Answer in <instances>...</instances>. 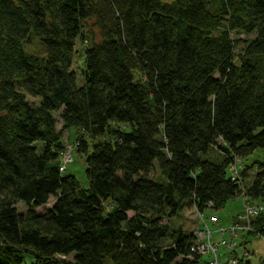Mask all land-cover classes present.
I'll return each mask as SVG.
<instances>
[{
    "label": "trees",
    "instance_id": "1",
    "mask_svg": "<svg viewBox=\"0 0 264 264\" xmlns=\"http://www.w3.org/2000/svg\"><path fill=\"white\" fill-rule=\"evenodd\" d=\"M71 128L88 189L62 170ZM258 151L264 0H0V264H203L163 221L264 203V159L231 174Z\"/></svg>",
    "mask_w": 264,
    "mask_h": 264
},
{
    "label": "rangeland",
    "instance_id": "2",
    "mask_svg": "<svg viewBox=\"0 0 264 264\" xmlns=\"http://www.w3.org/2000/svg\"><path fill=\"white\" fill-rule=\"evenodd\" d=\"M92 28L98 36V29L92 27V22L88 23L87 29ZM37 40V39H36ZM34 41V50L43 53L42 46ZM87 46L86 40H80L76 47V54L73 63V71L77 76V86L82 87L85 83L84 69H85V53L84 48ZM58 119V130L62 128V121L60 114H55ZM84 132L78 128H71L63 133V141L66 145V153L63 156L62 166L67 167V171L64 175L75 176L82 189H88L90 184L86 173V156L79 152L76 148V141L83 135ZM85 138L89 144H92L90 138L85 135ZM38 145H42L39 143ZM92 150V148H91ZM72 154V156H71ZM264 159L263 151H258L255 155L243 159L242 165L238 162L235 168L241 171L244 165L254 166L256 162H262ZM246 167V166H245ZM234 168V169H235ZM234 169L231 174L237 179ZM229 175L230 172L228 171ZM256 167L249 170V180H253L256 175ZM161 175L158 161L154 163V170L151 174L152 177L158 180ZM160 182L164 180L159 179ZM55 199L51 198L48 206L38 209V211H46L53 206ZM251 202L245 197L240 196L234 200H231L227 206L220 211L207 210L204 214H200L196 208H187L177 216L168 219H164V224H170L172 228H183L185 232H197L205 237L203 246H206V250L210 246V253L205 256L206 260L211 264H229V260L236 257L235 250L246 251L248 254V260L252 264H261L264 261V235L258 234L257 236H250L249 231L244 230L246 222L243 217H248L249 212L247 207ZM257 206H264V203L256 204ZM252 206V205H251ZM19 211L26 212L27 206L24 203H20L17 206ZM254 231V229L250 230ZM253 233V232H252ZM236 242L234 248L232 243ZM244 243H246L244 245ZM244 245V246H243ZM202 246V247H203ZM204 250V251H206ZM250 252V253H249ZM204 253V254H206ZM246 253H242L244 257ZM242 256V257H243ZM74 258V257H71ZM237 258V257H236ZM34 260L31 257H26V262L30 263Z\"/></svg>",
    "mask_w": 264,
    "mask_h": 264
},
{
    "label": "built area",
    "instance_id": "3",
    "mask_svg": "<svg viewBox=\"0 0 264 264\" xmlns=\"http://www.w3.org/2000/svg\"><path fill=\"white\" fill-rule=\"evenodd\" d=\"M235 166L232 169H234ZM62 170L64 171V170H66V168L62 167ZM234 171H235V174H236L237 173V168H235ZM247 210H248V212H249L250 215H248V217H243L244 221L246 222V224L244 226V230L250 231V230H252L251 225H250L251 220L253 218L259 217L260 215H262L264 213V206H257L256 204H252V203L250 204L249 203V205L247 207ZM195 238H196V245H195V247H193V251L196 252V253H199L206 260L205 256H207L211 252L210 249H212L213 247L210 246L208 248V250H206V246H203L202 245V244H204L205 237L202 236V235H200L198 233V231L195 232ZM235 243L236 242H233L232 243V248H234V246L236 245ZM236 248L237 247L234 248L235 251H236ZM204 250H206V251H204ZM207 251L208 252L210 251V252L209 253H206ZM204 253H206V254H204ZM245 255L248 256L247 253ZM236 257L230 259L229 260V264H239V259H238V257L237 258ZM203 264H211V262H209L208 260H206L205 262H203Z\"/></svg>",
    "mask_w": 264,
    "mask_h": 264
}]
</instances>
